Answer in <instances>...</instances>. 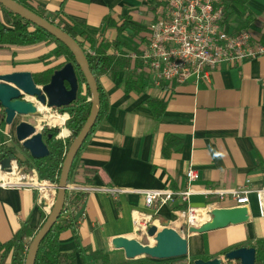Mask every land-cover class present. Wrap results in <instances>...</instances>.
I'll use <instances>...</instances> for the list:
<instances>
[{"label":"crops","instance_id":"0c3cea01","mask_svg":"<svg viewBox=\"0 0 264 264\" xmlns=\"http://www.w3.org/2000/svg\"><path fill=\"white\" fill-rule=\"evenodd\" d=\"M29 2L61 26L80 28L96 41L116 39L134 50L157 7L156 0ZM225 10L226 26L231 32L246 30L251 37L264 41V0H246L242 10L233 5ZM106 17H126L134 30L115 32L105 26ZM0 25L9 27L3 10ZM47 47L46 51L54 52L52 44ZM26 49L9 47L7 50L13 52L0 58V74H31L53 66L34 62L36 59ZM140 75L145 77L143 90L127 93L123 91L121 72L97 77L106 98L105 113L94 122L90 136L76 153L68 184L129 191L178 190L184 187V173L191 167L198 178L190 186L193 192L188 204L207 210L226 208L229 203L215 205L214 195H204L205 191L233 189L247 178L252 186L264 187V55L235 65L222 63L207 80L190 79L168 87H156L146 74ZM149 101L163 105L158 119L148 107ZM25 119L21 117L19 121L29 123ZM10 131L12 127L0 129V140H4L3 133ZM81 195L80 203L67 218L72 223L81 214L82 218L59 234L58 251L68 254L77 246L106 252L109 261L113 256L118 263L126 261L121 250H109L108 240L134 238L131 215L133 211H145L142 196L117 193L112 198L96 190ZM246 208L247 223L202 234L186 232L183 206L178 203L155 208L152 224L172 228L185 238L187 258L211 259L221 257L223 251L234 246L264 240V218L258 216L252 195L248 196ZM46 212L36 201L35 192L0 189V244L10 240L24 223L37 229ZM5 262L9 264V258ZM76 264H80L77 257Z\"/></svg>","mask_w":264,"mask_h":264},{"label":"built area","instance_id":"2783aa9c","mask_svg":"<svg viewBox=\"0 0 264 264\" xmlns=\"http://www.w3.org/2000/svg\"><path fill=\"white\" fill-rule=\"evenodd\" d=\"M156 1L158 5L154 19L147 26L136 50L122 55L132 63L135 73L146 74L154 86L180 85L190 79L207 80L210 72L222 63L235 65L264 55L263 40L251 37L246 30L231 32L228 29L226 0ZM82 51L84 54H92L87 44L83 45ZM23 98L32 103L35 109L36 105L42 109L41 111L36 109L37 114L30 117L33 121L29 123L37 132L41 133L43 129H55L56 139L64 140L68 137L69 133L64 128V123L68 119L66 113L59 115L57 109L42 106L34 98L25 96ZM61 116L64 119L60 124L51 123ZM62 129L67 132L65 136L60 135ZM3 135L5 136L4 133ZM7 142L4 140L2 144ZM197 178L196 170L188 167L184 173V187L178 190L129 191L74 186L67 183L65 192L68 194V201L64 206L63 217L67 218L73 211L74 205L69 201L73 194L96 190L108 193L114 198L117 193H137L142 196L145 211L132 212L131 220L135 239L147 238L146 230L153 225L151 213L156 211L155 208L172 203L183 206L182 217L186 229L198 227L206 221L210 210L188 204L189 195L193 192L190 186ZM56 184V182L40 179L33 168L27 169L19 165L15 158L8 162L6 168L0 167V189L35 192L36 201L41 204L42 209L47 210V214L54 200ZM210 194L214 195L215 205L228 202L229 207L247 206L248 196L252 195L258 216L264 218V187L252 186L248 178L233 189L204 192V195ZM81 218L82 214L78 219L73 220V224H78Z\"/></svg>","mask_w":264,"mask_h":264},{"label":"water","instance_id":"95a60500","mask_svg":"<svg viewBox=\"0 0 264 264\" xmlns=\"http://www.w3.org/2000/svg\"><path fill=\"white\" fill-rule=\"evenodd\" d=\"M0 6L18 16L22 20L41 29L54 40L61 43L70 53L78 68L89 93V110L78 133L70 141L60 165L56 184V193L53 203L43 223L34 233L26 248L23 264H34L38 245L48 233L62 211L63 199L67 188V180L72 161L85 141L89 130L94 125L99 111V98L94 77L89 71L86 57L79 45L59 27L37 16L13 0H0ZM77 82L73 67L70 63L64 64L55 70L48 81L35 84L31 74L27 71H13L0 74V108L2 109V124L13 126V136L22 150L33 159H41L48 155L46 146L42 142V134L27 122L19 121L14 124L16 117H33L37 114L34 105L23 97L34 98L40 105L47 108L59 109L68 106L76 97ZM14 156L8 153L0 160V167L6 168ZM249 220L246 206L213 208L208 212V217L198 227H188V234H202L227 226L247 223ZM146 236L152 239L153 245L141 244L132 237H115L108 240L109 250H121L124 258L135 260L148 257L154 260H171L187 256V242L172 228L163 227L158 230L155 225H150ZM254 264V249L239 247L224 253L221 257L208 260L196 259L193 264Z\"/></svg>","mask_w":264,"mask_h":264},{"label":"trees","instance_id":"16d2710c","mask_svg":"<svg viewBox=\"0 0 264 264\" xmlns=\"http://www.w3.org/2000/svg\"><path fill=\"white\" fill-rule=\"evenodd\" d=\"M13 1L33 12L37 16L59 27L70 38H72L81 49L84 44L88 45L92 54L85 53L84 55L88 63L89 71L95 79L99 98V111L95 122L105 113L106 103L105 94L97 82L98 76L121 72L123 76V91L125 93L130 91L141 92L143 90L145 77L140 74H136L133 69L130 68V61L127 58L122 57V55L126 52L133 51V46L125 42H120L116 39L110 41L100 39L96 41L80 28L74 30L67 26H61L57 23H54L53 19L46 16L44 12L34 8L29 0ZM245 2L246 0H226L225 7L228 9L229 5H233L237 9L242 10ZM0 8L4 11L9 22V27L0 25V50L8 49L11 46L28 47L38 44H52L55 47V51L53 53L54 58H61V61H59L57 64L47 67L39 72L31 73L32 81L35 84L46 83L51 74L55 70L60 69L66 63H70L74 70L77 82L76 97L68 106L57 109L58 111L65 112L68 115V119L64 123V128L69 133L68 138L63 141L55 139V135L57 133L56 130L43 129L41 132L42 142L46 146L48 155L37 160H33L28 156L27 163L23 165L27 169L33 168L40 179L57 182L64 153L66 152L70 141L78 133L80 127L88 115L90 106L88 101L89 93L85 85V81L76 67L72 56L61 43L54 40L50 35L41 29L22 20L11 12H8L1 6ZM104 23L107 28H112L115 32H121L124 29L134 30V27L130 24L126 17H120L118 20H113L109 17H106L104 19ZM148 107L152 111L154 118L158 119L162 113L163 105L155 101H149ZM2 119L3 114L0 113V123H2ZM92 129L93 127L89 130L86 139L90 136ZM0 154L1 160L5 158L8 153H4L0 150ZM76 156L77 155H75L72 161L68 174V180L70 179L75 168L74 163ZM17 163L22 165V163L18 160ZM83 170L87 173L91 172L89 169ZM81 198V194H73L71 196V200L69 201L74 206H76L80 203ZM67 201L68 194L65 192L61 214L48 233L44 236L42 241L39 243L34 264H76V257L78 258L80 264H111L107 253L102 251L91 249L84 250L77 246L75 247L74 251L68 254H63L58 251L57 245L59 234L64 230L71 229L73 224L72 219L63 217V213L65 211L64 206ZM42 218L43 219L39 227L45 219L44 217ZM37 229H30L27 224L24 223L10 240L0 244V264H7L5 262L6 258H9V264H23L26 248ZM246 246L254 249V264H264V240H255L250 245L234 246L223 251L222 255L230 250ZM196 259L208 260L209 258L204 256L189 257L187 258L185 264H193V261ZM176 261L178 260H154L148 257H141L135 260H126L117 264H177ZM233 264L239 263L234 262Z\"/></svg>","mask_w":264,"mask_h":264},{"label":"rangeland","instance_id":"374dc122","mask_svg":"<svg viewBox=\"0 0 264 264\" xmlns=\"http://www.w3.org/2000/svg\"><path fill=\"white\" fill-rule=\"evenodd\" d=\"M157 5H158V3H157ZM47 46H48V44L47 45L38 44V45H33V46L26 47L27 48L26 50H29L28 52L31 54L32 59H36V61H34V62L39 63V64H43V65H46V64L54 65L56 62L61 61V58H54V56H53V53L54 52L52 53L51 51L50 52L49 51H46L47 48H48ZM54 51H55V49H54ZM12 52H13L12 50L2 49V50H0V58L3 57L4 55L5 56L6 55L8 56L9 55L8 53H12ZM44 60H47V61L44 62ZM1 66H2V64L0 63V67ZM57 113L59 115H62L65 112H60V111L57 110ZM19 119H21V118L16 117L14 119V124ZM59 119H60V117L57 118V120H55V121L57 123H59L60 122ZM25 120L28 121V122H32L33 121L30 117H26ZM4 128H5V126L2 123H0V129H4ZM63 132H64V130H63ZM4 134H5L4 140L8 141L7 143L9 145L7 143L2 144V142L4 140H0V150L2 152H4V153L6 152V153H10L11 155H13L14 158L16 159V161L18 160V161H20L22 163L21 166L25 165L27 163V161H28V154L24 150L21 149V147H20V145L18 143H16L15 138L13 136V131L5 132ZM63 134H65V133H63ZM56 135H57V133H56ZM61 141H63V140H61ZM181 227L184 228V225L182 224ZM139 242L141 244H145V245H153L152 239L148 240L145 237L139 238ZM208 249H210V248H208ZM176 260H178V261H176L177 264H185L186 263V260H187V256L184 257V258H181V259H176ZM118 261L119 260L117 258H115L114 256L110 259V262L111 263H118Z\"/></svg>","mask_w":264,"mask_h":264},{"label":"bare ground","instance_id":"6f19581e","mask_svg":"<svg viewBox=\"0 0 264 264\" xmlns=\"http://www.w3.org/2000/svg\"><path fill=\"white\" fill-rule=\"evenodd\" d=\"M36 109L38 110V111H41L42 109H40V107L38 106V105H36ZM51 119V118H50ZM64 119V117L63 116H61L60 117V119H59V124L62 122V120ZM51 123H57L56 121H51ZM63 130H64V132H63ZM63 133H65V134H63ZM67 134V132H66V130L65 129H62L61 131H60V135L61 136H65ZM158 230H160V228H158Z\"/></svg>","mask_w":264,"mask_h":264},{"label":"flooded vegetation","instance_id":"af4514ba","mask_svg":"<svg viewBox=\"0 0 264 264\" xmlns=\"http://www.w3.org/2000/svg\"><path fill=\"white\" fill-rule=\"evenodd\" d=\"M0 113H2V109L0 108Z\"/></svg>","mask_w":264,"mask_h":264}]
</instances>
